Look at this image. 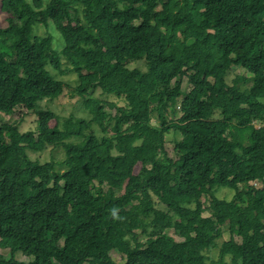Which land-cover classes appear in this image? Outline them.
<instances>
[{
  "label": "trees",
  "instance_id": "1",
  "mask_svg": "<svg viewBox=\"0 0 264 264\" xmlns=\"http://www.w3.org/2000/svg\"><path fill=\"white\" fill-rule=\"evenodd\" d=\"M0 4V247L32 258L0 254V264H117L114 251L124 264H264V0ZM50 19L60 52L33 33ZM64 60L91 121L61 129L41 104L65 93L48 70L64 76ZM236 68L249 77L233 78ZM97 90L127 107L110 104L112 116ZM21 107L38 115L35 130L1 123ZM49 147L65 150L63 172L28 155Z\"/></svg>",
  "mask_w": 264,
  "mask_h": 264
},
{
  "label": "rangeland",
  "instance_id": "2",
  "mask_svg": "<svg viewBox=\"0 0 264 264\" xmlns=\"http://www.w3.org/2000/svg\"><path fill=\"white\" fill-rule=\"evenodd\" d=\"M30 2H33V0H29ZM45 2H49V0H44ZM7 17L8 15L5 14L2 9H1V4H0V24L2 26L7 25ZM213 32V31H211ZM33 33L37 35H49L53 39V48L56 51H61L64 48V43L62 39L61 33L56 29L54 23L52 21H49L48 25H45L42 23L40 26H36L35 29H33ZM179 37L182 38L184 41V38L182 35L179 33ZM187 45H194L196 43V39L190 38L189 40L186 41ZM131 67H141L144 68L143 63H133ZM70 68V69H69ZM48 70L51 72V74L56 75L60 80L64 81L65 83V93L58 99L55 100H46L41 104L42 109H51L59 118L58 123L56 121L51 122V126L55 127V125H58L61 129L66 124V121L69 119H85L87 121H91L89 113L86 111V109L83 107V99L76 93V88L79 85V79L78 76L74 73L71 72V66L67 64V61L64 60V66L63 70L66 72L64 76L58 75V73H55L51 68H48ZM238 76H245L249 77V74L241 69L237 68L234 71L233 78H236ZM192 88V84L189 80V78H184L182 81V86L181 89L183 90V93L186 94L190 92ZM95 96L98 98H101L105 100L107 103L106 105V110L108 113H110L112 116H115L117 113V109L115 107H111L110 104H115L117 107L120 108H126L127 103L124 99L122 98H117L115 96L111 95H105L101 90H97L94 92ZM185 95H183L180 99V102L184 99ZM171 117L177 121L179 118L183 116V113L179 109L176 110L175 113L171 114L168 112ZM1 120V123H16V122H21V132H28V131H33L37 128V119L38 115L33 112V111H28L25 108H18L16 110V113L12 116H7L3 115ZM154 122L157 123L156 119L154 118ZM93 128L96 132L99 133L98 127L93 124ZM181 135L171 132L167 136V143H166V151L168 152L169 156L175 160L178 159V153L176 152V142L181 140ZM28 155L30 158L34 161L40 162L41 164L45 163H54L56 166V169L58 171H64L65 166L63 165V162H66V153L65 150L62 147H49L45 151L41 153H33V152H28ZM142 166L138 165L136 167V173L138 174L141 170ZM234 191L230 189H218L216 192V196L220 199H226V200H232L234 196ZM209 197H204L202 201L205 203V205H209L210 199ZM205 216H209V213H205ZM170 235L175 237L177 240L181 241L182 239L179 238L176 234L172 232H169ZM230 235L226 231L223 238L219 241L221 244L223 241L229 240ZM239 242L240 239H237ZM0 254L7 257V258H14L16 260H19L20 262H26L28 263L31 259L24 255L21 251L15 252L13 255L10 254L9 250L1 249L0 248ZM207 255L210 256L213 259H217L219 256V251L218 249H213L211 251L207 252ZM113 260L117 264H124L125 263V256L122 255L121 253L114 251L112 253Z\"/></svg>",
  "mask_w": 264,
  "mask_h": 264
},
{
  "label": "clouds",
  "instance_id": "3",
  "mask_svg": "<svg viewBox=\"0 0 264 264\" xmlns=\"http://www.w3.org/2000/svg\"><path fill=\"white\" fill-rule=\"evenodd\" d=\"M49 21H52L51 19L50 20H48V23H49ZM53 22V21H52ZM48 23L47 24H45V25H48ZM41 25V24H40ZM40 25H38V26H40ZM57 29V28H56ZM58 30V29H57ZM59 31V30H58ZM60 32V31H59ZM61 33V32H60ZM54 49V48H53ZM55 50V49H54ZM56 51V50H55ZM62 51V50H61ZM57 52H60V51H57ZM237 69V68H236ZM191 72V71H190ZM192 73V72H191ZM184 78H186V77H184ZM183 78V79H184ZM188 78V77H187ZM183 79H182V81H183ZM192 89V88H191ZM190 89V90H191ZM183 91V90H182ZM105 95H107V94H105ZM112 96V95H111ZM101 99V98H100ZM122 99H124V98H122ZM103 100V99H102ZM125 100V99H124ZM105 101V100H104ZM106 102V101H105ZM127 103V102H126ZM177 109H179V111H180V107L178 106V108ZM99 132H100V130H99ZM172 132H174V131H172ZM98 133V132H97ZM175 133V132H174ZM28 152H30V151H28ZM205 197H209V196H205ZM208 199H210V198H208ZM1 248V247H0ZM2 249V248H1ZM5 250H9L10 251V254L11 255H13L15 252H13L12 251V248H10V247H8L7 249H5ZM5 258H7V257H5ZM19 261V260H18Z\"/></svg>",
  "mask_w": 264,
  "mask_h": 264
}]
</instances>
